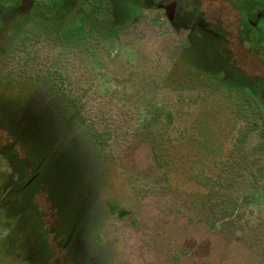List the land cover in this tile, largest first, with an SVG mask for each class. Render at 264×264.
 <instances>
[{
    "label": "rangeland",
    "instance_id": "obj_1",
    "mask_svg": "<svg viewBox=\"0 0 264 264\" xmlns=\"http://www.w3.org/2000/svg\"><path fill=\"white\" fill-rule=\"evenodd\" d=\"M161 19L79 44L3 21L0 264H264V122L233 100L264 113V43L180 52Z\"/></svg>",
    "mask_w": 264,
    "mask_h": 264
},
{
    "label": "flooded vegetation",
    "instance_id": "obj_2",
    "mask_svg": "<svg viewBox=\"0 0 264 264\" xmlns=\"http://www.w3.org/2000/svg\"><path fill=\"white\" fill-rule=\"evenodd\" d=\"M206 4V0H59L46 4L35 0H0V34L3 21L11 24L8 28L15 24L18 30L41 22L49 30L53 27L59 37H79L63 39L79 44L94 32L98 37H115L121 29L135 27L138 21H145L148 12H153V18H162L174 37H184L180 52L201 47L206 39H211L215 50L225 55L227 37L248 40L255 47L251 50H258V37L264 38V0H223L217 7L220 12L216 18L205 15ZM224 12L234 15L235 20L226 23ZM85 26L89 27L87 32Z\"/></svg>",
    "mask_w": 264,
    "mask_h": 264
},
{
    "label": "trees",
    "instance_id": "obj_3",
    "mask_svg": "<svg viewBox=\"0 0 264 264\" xmlns=\"http://www.w3.org/2000/svg\"><path fill=\"white\" fill-rule=\"evenodd\" d=\"M258 42H259V45H261V43H264V38L260 37ZM260 48L261 47L259 46L258 47V50H260ZM191 75L193 76V74H191ZM257 96H258V94H257ZM233 100L235 101L234 103H236V112L237 113L242 112L241 110L242 109H245V108L252 109L253 107H256V109L258 110L259 115L262 117L261 119L264 122V113H263V110L261 108V105L256 100H254V97H252L251 95L250 96L247 95L245 93V91H242V92L240 91V92H238L236 94V97Z\"/></svg>",
    "mask_w": 264,
    "mask_h": 264
}]
</instances>
